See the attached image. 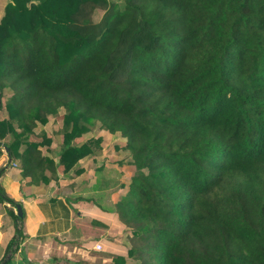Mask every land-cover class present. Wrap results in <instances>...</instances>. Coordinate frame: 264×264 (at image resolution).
Instances as JSON below:
<instances>
[{
	"label": "trees",
	"instance_id": "trees-1",
	"mask_svg": "<svg viewBox=\"0 0 264 264\" xmlns=\"http://www.w3.org/2000/svg\"><path fill=\"white\" fill-rule=\"evenodd\" d=\"M62 108L53 157L35 129ZM3 111L0 157L34 185L80 173L96 125L125 138L113 264H264V0H0Z\"/></svg>",
	"mask_w": 264,
	"mask_h": 264
},
{
	"label": "crops",
	"instance_id": "crops-1",
	"mask_svg": "<svg viewBox=\"0 0 264 264\" xmlns=\"http://www.w3.org/2000/svg\"><path fill=\"white\" fill-rule=\"evenodd\" d=\"M4 157L0 187L21 204L24 218L23 238L7 253L16 226L6 210H16V205L0 202V264H95L96 255L90 252L97 243L105 251V264L127 257L131 232L112 209L129 184L122 180V159L111 166L104 157H88L79 161L80 173L60 172L57 182L34 185L17 166L4 163Z\"/></svg>",
	"mask_w": 264,
	"mask_h": 264
},
{
	"label": "rangeland",
	"instance_id": "rangeland-1",
	"mask_svg": "<svg viewBox=\"0 0 264 264\" xmlns=\"http://www.w3.org/2000/svg\"><path fill=\"white\" fill-rule=\"evenodd\" d=\"M101 15H102V11H100V10L97 11L95 13V19L98 20L101 17ZM63 113H64V109L62 108L58 112L57 116L50 117L49 122L46 125H44V126L40 125L39 127H37L35 129V132H37V133L40 132L42 129H44L46 131L47 135L52 138L51 149L49 150V152L46 151V149H44V148L42 150L46 154L50 153V155H52L53 157H57L58 151H59V148H60V144H61V141H62V136H63V132H62V115H63ZM6 116H7L6 111L0 112V119L4 118ZM90 136H94V137L101 136L102 137V141L100 143L101 148L99 149L98 154H95V155H93L91 157H101V158L104 157L106 159V160H103L104 163H108L111 166L116 164L115 163L116 161H119L120 159H122L121 162H123V164H124V165H122V169L125 170L124 171V175L122 176V180H124L127 183L130 182L132 174H133L134 166H131L130 154L127 151H125V149H124L125 138L122 137L120 135V133H116V134L115 133H110L107 130L101 129L99 127V125H96L91 132H88V133L84 134L83 136L79 137L77 139V141L78 142L84 141L85 139H87ZM40 139H41L40 137L37 138V140H40ZM2 155L5 156L4 157V163L7 164L9 162L8 161L9 155L7 154V152H4ZM91 157H89V158H91ZM10 165H12V166L14 165V166H17L19 168V165L17 164V161L11 162ZM119 178H121V176ZM120 190H121V186L116 188L115 191L116 192L118 191L116 198H120V196H121L120 195L121 192L119 193ZM124 191L125 190H123V192ZM123 195H124V193H123ZM12 220L15 223L14 219H12ZM15 226H16V224H15ZM19 227L21 228V223H19L18 228ZM15 228L16 227H14V229ZM126 230L128 232H131V230L129 228L126 229ZM131 235H132V233H131ZM127 246H128V249H129L130 248V243H128ZM102 249H103V247H102ZM90 253L92 255L93 254L96 255L97 261H95V264H105V263H103V257L105 256L103 254V253H105L104 250H97V251L93 250ZM111 262H107L106 264H113ZM126 264H136V261L134 259L129 258L128 262Z\"/></svg>",
	"mask_w": 264,
	"mask_h": 264
},
{
	"label": "water",
	"instance_id": "water-1",
	"mask_svg": "<svg viewBox=\"0 0 264 264\" xmlns=\"http://www.w3.org/2000/svg\"><path fill=\"white\" fill-rule=\"evenodd\" d=\"M8 147H6V151L8 152ZM16 210H17V214H18V216L19 217H22L23 216V209H22V206H21V204H17L16 205ZM4 261H6V259L4 260Z\"/></svg>",
	"mask_w": 264,
	"mask_h": 264
},
{
	"label": "built area",
	"instance_id": "built-area-1",
	"mask_svg": "<svg viewBox=\"0 0 264 264\" xmlns=\"http://www.w3.org/2000/svg\"><path fill=\"white\" fill-rule=\"evenodd\" d=\"M96 250H102V245L100 243H97L95 246Z\"/></svg>",
	"mask_w": 264,
	"mask_h": 264
}]
</instances>
